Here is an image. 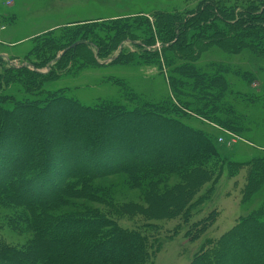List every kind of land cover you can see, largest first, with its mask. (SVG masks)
Listing matches in <instances>:
<instances>
[{
    "label": "rangeland",
    "instance_id": "rangeland-1",
    "mask_svg": "<svg viewBox=\"0 0 264 264\" xmlns=\"http://www.w3.org/2000/svg\"><path fill=\"white\" fill-rule=\"evenodd\" d=\"M199 1L0 0V106L12 111L11 115H0V126L4 124L12 130L11 133L15 132L14 134L22 133L23 128L27 133L29 131L27 140L34 142L37 147H43V155L49 156L52 162L57 163L62 153L57 143L63 111L70 113L73 118L81 112H78L75 106L67 104L43 111L35 110L32 105L31 114H27L21 109L22 105L19 106V102H29L35 106L44 105L51 100L49 93H57L60 90V94L66 99H77L85 106L96 108L114 101L132 110L131 116L128 117L132 119L130 124L125 120L120 121V118L115 119L116 115L122 114V109L111 112L109 110L112 109L100 108V113L97 114L95 111V114L87 113L84 116L86 117L84 123L79 122L87 133L66 125L67 131L64 132L68 139L81 138L79 145L82 148H78L77 152L81 154L70 156L73 166L91 168L96 173L107 167V163L109 167H125L124 164L139 157L165 156L164 160L158 163L161 167H158L157 171L151 169L147 172V168L153 167L148 162V167L145 169L141 167L133 170L120 169L118 172L101 177L91 173V177L69 180V183L76 182L69 191H65L68 182L64 181V176L54 180L55 190L61 191L56 207L49 209L50 213L55 215L54 218L76 216L83 218L82 221L89 225L90 223L85 219H96L97 211L103 215L102 219H112L114 226H120L128 232L144 229V235L148 237L147 243L138 240L135 234L129 232L134 240L127 234L125 239H130L131 244H124L120 235L118 242H121V245L115 251L114 246L118 243L110 240L112 236L109 237V233H101L98 230L94 232V238L97 241L101 240V243L110 240L109 244H102V247L96 250L79 254L84 259H90L91 256H98L100 253L106 256L116 253L115 256L123 261L125 256L130 258L133 250L136 254V243L139 241L144 245V253L138 252L140 260L136 263L137 261L133 259L125 264H190L198 252L211 246L208 243L210 240L212 242L222 239L244 217L254 214L258 218V224L263 227V230L255 231V235L259 236L261 231L264 232V181L260 180L258 187L254 181L255 175L264 178V173L262 174L264 170H261L262 163L258 165L256 162L251 163L264 157V56H258L249 48L242 52L231 53L212 46L204 50L199 57L194 54L196 60H187L201 73H207L210 76L208 80L214 75L224 76L225 78L222 77L217 81L225 82V87L221 88L210 87V84H207L210 80L205 84L203 82L196 85L193 78L175 73V68L189 59L180 58L182 53L178 54L177 48L165 53L164 73L160 69V60L155 56H152V64H145V59L139 57L141 50L137 45L138 42L133 44L131 41H124L123 45L127 46L136 58L126 57V53L123 54L120 47L106 55L102 54V57H99L95 51L97 47L95 44L92 49L81 47L74 63L69 65L64 74L42 83L38 88L37 85L29 87L22 80L23 73L13 68L33 66L34 63L41 65L43 56L48 52L49 55L60 56L64 48L56 52L46 49L43 53H39L38 45H41L46 37L63 44L71 29L79 30L80 27L87 26L85 24L87 21H123L141 16L154 20L158 15L157 12L195 10ZM214 20V17L206 19L208 22ZM137 33L142 35L141 31ZM155 47L161 48L158 43ZM86 49L91 50V54ZM69 55L66 54V57ZM53 61L54 58L50 60L51 63ZM71 66L73 70H69ZM45 70L50 69L48 70L45 65L38 69L40 72ZM171 75L187 80L188 85L184 87L182 83L175 85L181 90L178 91L179 98L174 97L175 90L170 87ZM41 80L42 77H38L37 83ZM215 94L220 95L217 96L216 101L215 98L211 99ZM47 97L49 98L46 99ZM165 98L172 100L168 103L162 102ZM44 99L46 100L40 102L43 104L33 101ZM102 100L104 101L98 104ZM209 100L219 107L212 113L213 117H207L203 112ZM19 110L24 113L23 116L18 119L12 117L13 114L19 116ZM214 114L219 121L214 118ZM137 115L140 118H137ZM163 115L172 121H164L165 119L161 118ZM103 117L114 120L106 124ZM153 120L161 124V129L153 126L157 125ZM28 121L31 126L27 125ZM43 121L49 123L42 125ZM139 122L142 125H138ZM186 126L205 130L203 143L206 144L209 139L212 142L215 154L206 165L212 171H201L195 167L196 165H191V169L195 168L190 171L189 167L183 166L186 164V156L196 150L195 146L202 145L201 139L197 141L190 138ZM131 127L138 128L137 130L134 128L132 133L121 134V130ZM108 128L113 131V135L105 136L107 138L103 139L104 143L97 142L100 150L96 148L97 146L94 147L98 153L100 152L101 160L103 158V162L96 167L86 160L89 152L85 146L94 142L95 135H105ZM45 130L49 134L47 138H43ZM116 140L123 141L122 143L135 140L137 143L134 151L137 149L138 152L135 158H132V155L129 157L132 153L130 148L128 155L126 151L123 154L124 146L116 143ZM64 142L67 143L68 140L64 139ZM113 143L118 144L119 148L112 149ZM103 144L104 146H101ZM66 150L67 148L63 152ZM120 153L125 157L123 160L121 158L120 163L115 164L117 161L110 158L114 159ZM19 158L21 157L13 158L11 161L16 162ZM169 159L172 163L168 162ZM217 161V165H214ZM154 163L152 160L151 164ZM2 171L5 172L0 160V172ZM193 171L195 172L192 173ZM6 177L7 175L0 173V184L7 181L4 179ZM195 181L199 183L195 185ZM26 194L29 198L38 197L34 191H27ZM50 195L49 193L44 197ZM21 201L16 199L13 202L8 197L6 200L0 199V256L11 258L14 264L16 261H19L18 264H78L75 262L78 255L76 252L75 257L58 252L61 256L73 258L65 259L64 263L58 262V259H48L46 247L39 249V253L33 254L40 246L35 228L37 225L34 221L31 222L35 226L28 225L32 217L31 213L26 214L28 202ZM66 223L68 222L64 220H60V224L58 221L41 220L38 226L45 232V243L51 246L48 238L53 235L50 233L52 224L58 232L56 238L59 239L65 233L69 234L70 227ZM76 227L81 229L84 223L78 222ZM105 229L107 231L108 228ZM249 237H253L252 234ZM52 244L55 246L54 243ZM223 246L224 253L222 254V251L218 253L221 254L219 262L210 259L202 264H237L235 257L239 252L244 254L247 252L239 240L230 241ZM80 251L81 249H78L79 253ZM260 253V258H253L251 264H264V248ZM135 258L138 259L137 256ZM67 260H73L74 263L73 261L69 263Z\"/></svg>",
    "mask_w": 264,
    "mask_h": 264
},
{
    "label": "trees",
    "instance_id": "trees-1",
    "mask_svg": "<svg viewBox=\"0 0 264 264\" xmlns=\"http://www.w3.org/2000/svg\"><path fill=\"white\" fill-rule=\"evenodd\" d=\"M158 15H156L154 20H151L147 16H141V17H133V18H127L123 21L119 20H112V21H87L85 24L87 26L80 27L79 30H70V34L68 35V38L66 42L63 44L58 43L55 39H50L46 37L41 43V45H38L39 53H43L46 49L51 50L50 52H56L60 48L63 49L62 52L59 54L60 56L55 57V55L46 53L43 56L42 61L40 62L41 65L33 64V66L25 65L21 67H13L16 70H19V72L22 74V80L30 87L33 85L38 86L42 85L44 82H49L51 80H54L64 74L63 72L67 70L69 65L73 64L75 59L77 58L78 50L81 47H88L89 49H92L95 44L97 47L95 48V51L99 54V57H102L103 55H106V53H111L113 50L117 49L118 47L122 48L121 52L125 54L126 57L132 56L136 58V56H133V53L130 52L129 48L127 46L124 47V41H131L133 44L137 43L138 47L140 48L141 55L139 57H142L145 59V64H150L152 62V56L157 57L160 60L159 65H161L160 69L162 72H164L165 65V59L164 55L168 50H171L173 48H177L178 54H181L184 57L180 58H189L184 61V64L178 65L175 68V73L179 74L180 76H186L193 78L195 80V84H204L206 82H209L207 84H210V87H216L221 88L225 85L224 83H219V81L224 76H216L214 75L212 78L208 80L210 76L207 75V73H201L198 69H196L195 66H193L189 61L187 60H196V57L200 56V54L209 48L213 47H220L222 50L226 52H242L245 49L249 48L252 50V52L256 53L258 56H264V2L263 0H200L196 9L191 11H179L175 10V12H157ZM214 17L213 22L206 21L207 18ZM114 21V22H113ZM154 21V22H153ZM156 23V24H155ZM84 24V25H85ZM95 27V28H94ZM137 31H141L142 35L138 34ZM55 42V43H53ZM156 43L159 44L160 49L155 47ZM87 50V49H86ZM88 51V50H87ZM85 51V52H87ZM68 52V53H67ZM89 53L91 50L88 51ZM88 53V54H89ZM66 54H70L68 57H66ZM91 54V53H90ZM196 55L193 56V55ZM189 55L190 57H188ZM192 55V57H191ZM178 56V55H176ZM54 58V61L51 63L50 60ZM86 58V57H85ZM119 60V59H118ZM184 60V59H183ZM56 61V62H55ZM97 63V62H94ZM152 64V63H151ZM45 65L47 67V70L40 72L38 71L39 67ZM98 65V64H97ZM217 66V65H216ZM166 69V68H165ZM73 70V67L71 66V69ZM69 72V71H67ZM65 72V73H67ZM165 73V72H164ZM219 74H221L219 72ZM170 75V74H169ZM38 77H42V80L37 83ZM225 78V77H224ZM170 87L175 90L174 97L179 98L180 92L179 88L175 87L176 84L182 83L183 87L186 84L187 80L183 77H180V79L170 76ZM205 80V81H204ZM116 82L120 83L119 81L115 80ZM202 82V83H201ZM121 84V83H120ZM206 86V85H205ZM207 86V88H210ZM225 87V86H224ZM205 88V87H204ZM40 90V89H39ZM184 91V90H183ZM60 90L57 91V93H49L51 100L48 101L47 104L44 105H34L33 103L29 102H19V106L22 105L21 109H24L26 113L31 114L30 107L33 105L35 107V110H46L48 108H56L57 106H64V105H73L77 108L78 112H81L78 114L77 117H71L70 113L67 114L63 111L64 116L61 117L63 120L61 124L59 125L60 131H59V138H58V148L59 150H62L61 158L57 161V163L52 162L50 160V157H46L43 155V147H37L34 142L27 140L26 136L28 137L27 131L23 128L22 133L19 132L17 134L11 133L12 130L8 129L7 126H4L2 124L0 126V160L1 165H4V171L0 173H4L5 176L7 175L5 180L2 184H0V199L6 200V198L12 199L13 202L16 201V199H21L23 202H28L26 208V214L31 213V218L29 219V223L33 224L31 221H34L35 224L32 226H35L37 230V234L39 236V243L40 246L37 247V250L33 252L39 253V249H43L46 247L49 258L48 259H54L59 260L58 262L63 261V263L66 261L65 259H73L71 257L67 256H61V254H58V252H62V255H68L75 257V252L77 255L75 262H78V264H125L131 262V260L135 259L138 263V260H140V256L138 255V252H142L144 245L143 243H140L138 241L136 250L134 254V250L131 252L132 255H130V258L127 256L124 257V260H119L115 256L116 253L111 254L109 256L102 255L101 253L98 256H91L90 259H84V257H81L79 254H83L85 251H91L96 250L97 248L102 247V244H109L108 241H115L118 244L114 246L115 251L119 249V245H121L120 241V235L123 237L122 242L124 244H131L130 239H125L126 235L129 234V237L134 240L133 235H136V238L138 240L147 242V235H144L145 230L144 229H137L134 230V232L129 231L126 229L124 230L120 226H114L115 223L112 219H102L103 215L99 214V212L96 211L95 216L96 219L87 218V220L90 224V226L83 222V218L81 217H72V216H65V217H58L54 218L55 215L51 214L49 209L54 207L56 205L57 200L61 196V191L55 190V179L58 177L62 178V176L65 177L64 181H69L73 178L77 177H87L92 176L91 173L94 174L96 177L106 176L108 174H112L114 172L120 171V169H136V168H146L147 165L150 163V168H147V172H149L151 169L153 171H157L161 167V165H158V163L161 160H164L163 155H151L144 158L139 157V159H134L127 164H124L125 167L122 166H115V167H109V163H107V167H105L100 172H93L91 168H77L73 166L72 158L70 156H77V154H81V152H78V148H82L80 144V139L74 140V139H68L67 134L65 133L67 130L66 125H70L71 127H75L79 131H82V133L86 132V130L83 128L79 122H83L87 115V113H94V111L98 114L100 113V108H109L115 112L116 109H122V114H119V116H115L116 118H120V121L125 120L127 123H132V119L128 118L131 116L132 110L129 108H126L125 105L117 103L112 101L113 103H109L108 105L99 106L96 108H93L91 106H85L79 102L77 99H66L60 94ZM173 93V92H172ZM218 94L211 99L215 98V101L217 100ZM220 96V95H219ZM218 96V97H219ZM47 97L46 99H48ZM173 97V96H172ZM36 101V102H43L45 101ZM40 100V99H39ZM172 100V99H171ZM168 98H165L162 100V102H171ZM104 100L101 102L99 101L98 104H101ZM110 101V100H108ZM209 100L208 104L205 105L203 112L204 115L207 117L212 116V113L215 112V109H219L213 102H210ZM116 103V104H115ZM188 103V102H185ZM185 103H183L185 106H187ZM43 104V103H40ZM174 103H172L173 105ZM175 105V104H174ZM74 107V108H75ZM201 109V107H199ZM114 109V110H113ZM163 109V108H162ZM199 109V110H200ZM125 112H124V111ZM11 110L4 109L2 106H0V115L1 116H8L11 115ZM41 113V112H40ZM23 112L19 110V116L13 114L12 117L20 118L23 116ZM67 114V115H65ZM83 114V115H82ZM95 114V113H94ZM112 114V113H111ZM108 115V111H107ZM110 115V114H109ZM128 115V116H127ZM215 115V114H214ZM99 116V115H98ZM215 119L219 121V118L216 117ZM137 118H140L139 115L136 116ZM163 117V118H162ZM213 117V116H212ZM105 118V117H103ZM162 119H165L164 121H172L167 116H161ZM110 119V120H107ZM113 118H105V122L107 124L108 121H113ZM78 121V123L76 122ZM25 122V121H23ZM154 123L158 129H161V124L158 123V121L153 120ZM49 122H44L42 125L48 124ZM84 123V122H83ZM30 124L29 121L27 122V125ZM138 125H142L141 122L138 123ZM31 126V124H30ZM6 127V128H4ZM190 127V126H189ZM187 127V131L189 132V136L193 140H199L201 139L202 145L198 146V142L195 146V151H193L192 154L187 155L185 161L186 164L183 165L185 167H189L191 165H196L197 169H201V171H208L211 170L206 165L208 162L212 160V156L215 154L214 148L212 145V142L210 139L207 141L206 144L203 143V129H194L192 127ZM137 130L138 127H131L127 128L126 130H121V134H125L127 132L132 133L131 131ZM65 131V132H64ZM160 131V130H159ZM113 131L108 128V130L105 132V135H95L94 136V142L88 143L87 146H85L87 152H89V155L86 156V160L90 163H93L94 166L99 167L100 162H103V158L101 160V154L98 153L97 150L94 148H99V142L104 143L103 139L105 140L107 137L113 135ZM87 133V132H86ZM14 134V135H13ZM21 134V135H20ZM19 135V136H18ZM49 134L46 133V130L43 133V138H47ZM154 137V136H153ZM114 138V137H113ZM64 139H67L69 142H64ZM121 140V139H120ZM120 140H116L115 142L121 143L124 146V151L126 153L129 151L128 148L132 151V153L129 155L133 156L132 158H135L137 155V149L134 151V148L136 147V141L135 140H127L125 143L120 142ZM153 140V139H151ZM99 141V142H98ZM139 141V140H137ZM205 141V140H204ZM98 142V143H97ZM34 143V144H33ZM70 146V147H69ZM101 146H104L101 145ZM66 150V152H63V150ZM112 149L119 148L118 144H114L111 147ZM123 149V148H122ZM119 149V150H122ZM96 150V151H95ZM7 151V152H5ZM120 153L116 158L111 159L115 162V164L120 163L119 161L123 160L125 155ZM165 154V153H164ZM128 155V153H127ZM12 157V158H11ZM23 157V160L21 161V158H19L16 162L11 161L13 158ZM169 157H166L168 159ZM42 159V160H40ZM152 160H154V164H151ZM51 161V162H50ZM149 162V163H148ZM168 162L172 163V160L169 159ZM256 162L257 165L259 163L260 166H263L261 169L264 170V157L260 159L253 160L251 163ZM218 161L214 164L217 165ZM57 164V168L55 169V165ZM117 167V168H116ZM194 167V168H195ZM193 168V169H194ZM193 169L190 168V171ZM57 170V172H56ZM212 171V170H211ZM59 172V173H58ZM193 171L192 173H194ZM264 171L262 172V174ZM14 174H17V176H12ZM192 177V176H191ZM9 178V179H8ZM194 178V176H193ZM53 179V181H52ZM197 179V178H194ZM261 180L264 181V178H258L257 175L254 176V181L257 184V187L259 186L258 183ZM250 181V180H249ZM199 181H195V185L198 184ZM76 185V182L69 183L68 187H65V191H69L72 186ZM256 187V188H257ZM27 191H34L38 197L29 198V196L26 194ZM51 194L48 197H44L46 194ZM20 201V200H19ZM21 201V202H22ZM180 202V201H178ZM20 203V202H19ZM178 206V204H175ZM56 207V206H55ZM37 209V210H36ZM42 211V212H41ZM180 211V210H179ZM41 212V214H40ZM46 219L50 222H57L60 224V220H64L66 225L70 227L69 234H64L63 236H60L59 239L56 238V235L58 232L56 229H54L53 224L51 225V230L53 235H51L48 240L51 242V246H49L48 243H45L46 241V235L44 236L45 232L42 228H40V222L41 220ZM54 220V221H53ZM96 220V221H95ZM258 218L255 217V215H250L247 217H244L243 220H241L233 230L225 234L222 239L219 241H212L208 242L210 243V247H205L202 251L198 252L194 259L192 260V263L190 264H202L203 262H208L210 259L218 261L219 262V256L218 253L222 251V254L224 253V246L225 243L235 242L237 240L241 241L242 244L245 246V251H247L245 254L244 252H239V255H237L236 262L237 264H251L252 259L254 258H260V252L262 251V248H264V232L261 231L259 236L255 235V231L263 230V227L260 226L257 222ZM84 223V227L77 228V223ZM114 224V225H113ZM39 225V226H38ZM87 226V227H85ZM108 228L107 231H105ZM20 229V228H19ZM22 230V229H21ZM106 232L109 233L110 240H105L104 243H101L102 241L95 239L93 236L94 232L96 231ZM49 234V233H47ZM252 234L253 237H249V235ZM257 236V237H256ZM128 237V238H129ZM128 241V242H127ZM216 242V243H214ZM55 246H53V244ZM76 245V246H75ZM75 246V248L73 247ZM222 248V249H221ZM78 249H81L80 253L78 252ZM90 249V250H89ZM221 249V250H220ZM82 252V253H81ZM144 253V251L142 252ZM138 257L136 260L135 257ZM259 256V257H258ZM1 257V256H0ZM88 257V256H87ZM83 259V260H82ZM84 262H82V261ZM31 261V260H30ZM72 262L71 260H67ZM19 261H16L15 264H18ZM33 263V262H32ZM74 263V261L72 262ZM0 264H14L11 261V258L9 257H1L0 258ZM48 264V263H47ZM219 264V263H218Z\"/></svg>",
    "mask_w": 264,
    "mask_h": 264
}]
</instances>
